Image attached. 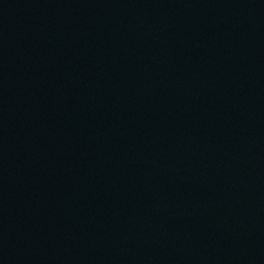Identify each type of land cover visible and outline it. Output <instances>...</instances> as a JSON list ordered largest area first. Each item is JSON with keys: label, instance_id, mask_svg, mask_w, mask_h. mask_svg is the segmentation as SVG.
Masks as SVG:
<instances>
[{"label": "water", "instance_id": "water-1", "mask_svg": "<svg viewBox=\"0 0 264 264\" xmlns=\"http://www.w3.org/2000/svg\"><path fill=\"white\" fill-rule=\"evenodd\" d=\"M0 264H264V0H0Z\"/></svg>", "mask_w": 264, "mask_h": 264}]
</instances>
